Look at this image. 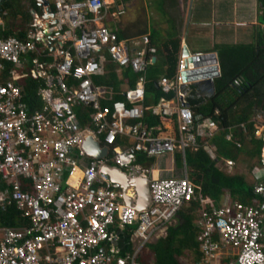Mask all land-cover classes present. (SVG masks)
<instances>
[{
    "label": "built area",
    "instance_id": "built-area-1",
    "mask_svg": "<svg viewBox=\"0 0 264 264\" xmlns=\"http://www.w3.org/2000/svg\"><path fill=\"white\" fill-rule=\"evenodd\" d=\"M47 1L52 24L43 20L46 7L42 6V15H35L36 26L28 31L25 41L0 38V76L5 64L18 68L25 57L36 55L29 60L25 77L43 80L66 104L88 110L90 125L81 128L73 112L63 114L48 104L30 112L11 71L12 78L0 83V182L4 184L0 204L15 205L29 221V226L22 228H0V264H139L136 258L144 247L161 238L190 202L200 205L196 224L201 264H264V145L258 167L252 172L258 200L250 205L225 201L206 208L202 194L188 179L185 150L196 151L197 137H211L217 126L209 118L194 126L195 116L184 91L193 83L183 82L182 77L186 58L179 55L173 78L158 81L162 93L172 97L161 99L154 109L168 121L167 129L175 119L178 136H155L153 131L159 127L147 129L142 124V101L145 72L156 49L149 45L148 35L121 39L106 25V19L114 15L111 9L122 0ZM45 33L56 44L52 51ZM102 52L138 76L134 89L125 93V101H112L103 88L92 85ZM106 99L110 103L102 105ZM240 127L245 131L243 124ZM83 132L109 148L106 158L85 156L79 149ZM261 135L256 129V136ZM123 137L132 143L121 146ZM225 137L231 140L232 133ZM204 150L210 151L208 146ZM176 153L182 157L181 176L154 179L151 169L133 165L140 154L155 158ZM222 161L229 169L234 165ZM105 165L130 173L137 170L140 177H149L150 204L146 210L137 212L123 203L120 184L101 172ZM76 170L80 175L71 181ZM24 186L31 191H25ZM126 196L134 202L135 190L129 188ZM134 223L132 253L121 256L113 229Z\"/></svg>",
    "mask_w": 264,
    "mask_h": 264
},
{
    "label": "trees",
    "instance_id": "trees-1",
    "mask_svg": "<svg viewBox=\"0 0 264 264\" xmlns=\"http://www.w3.org/2000/svg\"><path fill=\"white\" fill-rule=\"evenodd\" d=\"M23 0H1L0 16L16 19L21 17L22 21L29 25L30 19L27 12H23ZM31 8L37 9V4L33 0H25ZM78 1V0H75ZM263 5L264 23V0H259ZM51 8V6H50ZM174 28V24L172 25ZM173 31V32H172ZM165 38H160L159 33L152 32L149 37V45L156 49L153 64H150L145 72V90L142 101L143 118L142 124L147 128L159 127L154 130L155 136L177 138L178 131L175 119L171 120L170 129L165 127L168 122L154 112L159 101L163 98L169 99L172 94L165 95L158 87L161 77L173 78L176 73V66L180 52L179 33L174 29ZM19 41H25L27 34L23 31ZM11 37L7 32L1 33L0 38ZM119 38H122L118 34ZM36 47L41 50V44L36 43ZM217 52L220 76L213 81L211 95L200 97L197 94L199 84L189 85L184 88L187 94V103L195 116L194 126L196 127L203 119L209 118L216 124L217 130L211 137H197L198 149L190 148L185 150V165L188 169V179L200 191L205 207H218L225 201H236L244 205L253 204L258 197L253 192V184L249 183L244 176L228 174L217 168L219 161L228 160L236 162L239 156L254 161L249 170L252 172L258 167L261 156V148L264 145V130L261 138L256 136V121L254 116L259 114L262 118L261 124L264 126V49H254L250 45H218ZM103 59L100 61L99 72L92 77L94 87L103 88L112 101H125V93L133 90L138 76L130 68H121L112 62L105 52H102ZM37 58L30 56V61ZM40 62L47 63L48 60L40 59ZM10 65L5 64L3 77H7ZM4 79V81H6ZM25 85L18 86L21 90L22 100L30 110L34 112L41 109L40 100L36 93L43 88L37 81L25 80ZM2 83V82H1ZM202 84V83H200ZM110 103L107 99L101 102L102 105ZM82 107V106H80ZM83 108V107H82ZM88 111V110H87ZM77 110L78 123L81 128L90 125L89 113ZM240 124L245 127L243 132ZM231 132L232 139L227 140L226 134ZM239 139L240 146L236 145ZM208 146L210 151L204 150ZM155 163L154 157H146L140 154L135 159L133 165L143 169H151ZM174 164L177 169L182 167V157L179 153L174 155ZM76 170L71 181L79 177ZM253 176V175H252ZM78 179V178H77ZM25 182V180H23ZM264 182V180H263ZM4 184L0 182V189ZM25 191L31 188L24 186ZM226 195H228L226 199ZM200 205L197 202H190L183 206L177 213V223L166 230V236L154 243L144 247L137 256L139 264H185L184 255L189 253L192 256L190 264H198L202 260V255L197 242L199 228L197 227L198 212ZM29 226V221L21 217L17 207L0 204V228H22ZM136 225H127L123 229L115 226L113 232L118 240L116 247L121 256L132 253L130 236Z\"/></svg>",
    "mask_w": 264,
    "mask_h": 264
},
{
    "label": "crops",
    "instance_id": "crops-1",
    "mask_svg": "<svg viewBox=\"0 0 264 264\" xmlns=\"http://www.w3.org/2000/svg\"><path fill=\"white\" fill-rule=\"evenodd\" d=\"M33 1L36 2L37 9L31 8L25 0L21 4L24 6L22 11L27 12L29 15V25L25 24L19 16L16 19H11L7 18V14H4L5 20L2 19V26H0L1 33L6 34L8 32L11 37L16 38L24 33V30H26L25 33L27 34L31 28H35V15L41 17L42 6L38 4L40 0ZM147 3L144 0H122L116 3L115 7L111 9L114 15L106 19V25L119 34L122 37L121 39H132L141 35L150 37L152 32H157L160 38H165L174 29L179 33L180 37L179 55L183 44L186 45L191 54L195 55L216 52L215 47L218 45H250L256 50L264 49L263 5L259 0H148ZM45 23L41 22V26H45ZM173 24L174 28H172ZM55 46V42L50 38V51ZM29 57H25L18 68L10 67L6 79L3 77L4 74H2L0 78L3 79L0 80V83L5 82L4 79L12 78L9 75L11 71L14 73L13 77H15V80H17L16 85L23 89L24 81L29 80L25 77L30 69ZM37 82L43 86L36 93L41 107L43 104H48L57 111L61 109L63 114L73 112L76 117L78 109L79 111H84V108L79 105L71 106L66 104L61 95L54 89H49V85L43 80ZM201 83H197L201 85L197 90L198 96L203 97V93H208L209 97L213 83ZM191 85L196 84L193 83ZM258 116L260 115L254 116L256 129L262 120L261 116L259 118ZM128 122L129 124L133 123ZM260 126H262V130H260L262 134L264 126ZM237 140L239 141V139ZM131 143L132 140L127 137L119 140L121 146H128ZM160 156L155 157V160H160ZM171 159L172 157L168 161L169 164L164 161L162 165L166 171H169L170 168L173 170L172 166H175L174 161ZM166 164L168 165L166 166ZM155 171L156 169L152 170L153 177ZM176 221L177 217L171 226L175 225ZM165 236L166 232L161 238Z\"/></svg>",
    "mask_w": 264,
    "mask_h": 264
},
{
    "label": "water",
    "instance_id": "water-1",
    "mask_svg": "<svg viewBox=\"0 0 264 264\" xmlns=\"http://www.w3.org/2000/svg\"><path fill=\"white\" fill-rule=\"evenodd\" d=\"M1 2V0H0ZM39 5L46 7V15L43 16V20H50L48 24H52L53 13L49 9V2L47 0H40ZM46 23L45 27H48ZM46 38L50 39L48 34L45 33ZM49 46V43L47 44ZM181 57L186 58L185 68L186 71L182 73L183 82L188 83H201L207 82L212 84L215 78L220 76L219 63L217 59V53H203V54H191L185 44L181 46ZM156 58L152 57L151 64L155 62ZM217 64V66H211V64ZM79 149L85 154L86 157L91 159H104L109 154V148L101 146L96 141L92 134L89 132H83L81 134V144ZM101 172L105 174L110 181L117 182L121 186L123 192V203L127 206L133 207L135 211L141 212L147 209L150 204L149 193V177H140L139 171L125 172L115 166H103ZM129 188H133L136 193V199L133 202L126 196V191ZM201 264V263H198ZM234 264H237L235 262Z\"/></svg>",
    "mask_w": 264,
    "mask_h": 264
},
{
    "label": "rangeland",
    "instance_id": "rangeland-1",
    "mask_svg": "<svg viewBox=\"0 0 264 264\" xmlns=\"http://www.w3.org/2000/svg\"><path fill=\"white\" fill-rule=\"evenodd\" d=\"M145 3L148 2V0H144ZM148 4V3H147ZM156 6H159V5H156ZM151 28V27H150ZM150 30V29H149ZM203 97H208V93H203ZM258 120V119H256ZM257 123H259V121H257ZM259 125V124H258ZM262 125V124H260ZM258 126L259 129L257 128L258 131L262 130V126ZM172 157V161H174V155H161L160 156V160H155V163H154V167L152 166V170L156 169V171L154 172V178H157V176L159 175L160 177H170V176H181L182 175V172L180 171L181 169H177L175 168V166H172L173 167V170H171V168L169 169V171H166V169H164L162 166L164 164V161L166 163L169 164V159ZM156 162H158L156 164ZM234 165L232 166L231 169H229L224 162H218L217 163V168L220 169L221 171L225 172V173H228V174H236V175H242L245 177V179L251 183V184H255V181L253 179V176H252V172L249 170L250 166L255 163L254 161L252 160H249V159H245L242 155L238 157V159L236 160V162H233ZM156 164V165H155ZM166 164V166L168 165ZM162 166V167H161ZM159 173H158V171ZM153 176V174H152ZM228 195H226V199H227ZM177 223V221H176ZM174 224V223H172ZM134 225L137 226L136 223H134ZM3 237V234L0 232V238ZM157 240V239H156ZM154 241V240H153ZM184 259V263L185 264H190L192 261V256L187 253L186 255H184V257L182 258Z\"/></svg>",
    "mask_w": 264,
    "mask_h": 264
},
{
    "label": "bare ground",
    "instance_id": "bare-ground-1",
    "mask_svg": "<svg viewBox=\"0 0 264 264\" xmlns=\"http://www.w3.org/2000/svg\"><path fill=\"white\" fill-rule=\"evenodd\" d=\"M154 178V177H153ZM155 179V178H154Z\"/></svg>",
    "mask_w": 264,
    "mask_h": 264
}]
</instances>
